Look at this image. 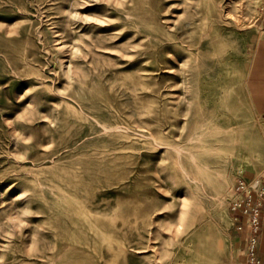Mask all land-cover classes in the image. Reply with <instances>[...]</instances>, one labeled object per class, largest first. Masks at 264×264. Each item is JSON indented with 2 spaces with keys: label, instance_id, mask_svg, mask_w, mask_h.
<instances>
[{
  "label": "rangeland",
  "instance_id": "obj_1",
  "mask_svg": "<svg viewBox=\"0 0 264 264\" xmlns=\"http://www.w3.org/2000/svg\"><path fill=\"white\" fill-rule=\"evenodd\" d=\"M262 36L264 0H0V264H242Z\"/></svg>",
  "mask_w": 264,
  "mask_h": 264
},
{
  "label": "built area",
  "instance_id": "obj_2",
  "mask_svg": "<svg viewBox=\"0 0 264 264\" xmlns=\"http://www.w3.org/2000/svg\"><path fill=\"white\" fill-rule=\"evenodd\" d=\"M228 210L234 231H245L247 236L242 252V264H264V254L258 247V236L264 215V174L237 178L228 200Z\"/></svg>",
  "mask_w": 264,
  "mask_h": 264
},
{
  "label": "crops",
  "instance_id": "obj_3",
  "mask_svg": "<svg viewBox=\"0 0 264 264\" xmlns=\"http://www.w3.org/2000/svg\"><path fill=\"white\" fill-rule=\"evenodd\" d=\"M247 90L257 113H264V36H262L255 47L254 55L247 76ZM233 229L235 223L232 220ZM247 232H234L233 240L236 247L242 250ZM258 247L264 254V215L260 225L258 236Z\"/></svg>",
  "mask_w": 264,
  "mask_h": 264
},
{
  "label": "bare ground",
  "instance_id": "obj_4",
  "mask_svg": "<svg viewBox=\"0 0 264 264\" xmlns=\"http://www.w3.org/2000/svg\"><path fill=\"white\" fill-rule=\"evenodd\" d=\"M213 247L217 248L216 250H219V248L221 247V242H220V239L219 238H217L216 243L213 244V246L210 249H212ZM209 258H211V256Z\"/></svg>",
  "mask_w": 264,
  "mask_h": 264
}]
</instances>
